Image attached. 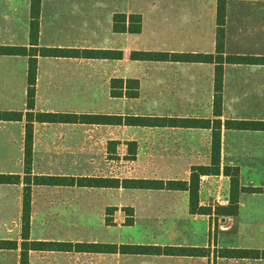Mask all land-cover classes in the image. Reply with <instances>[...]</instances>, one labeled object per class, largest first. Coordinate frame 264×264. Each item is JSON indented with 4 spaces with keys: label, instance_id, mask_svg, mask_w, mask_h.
Listing matches in <instances>:
<instances>
[{
    "label": "crops",
    "instance_id": "1",
    "mask_svg": "<svg viewBox=\"0 0 264 264\" xmlns=\"http://www.w3.org/2000/svg\"><path fill=\"white\" fill-rule=\"evenodd\" d=\"M40 1L39 46L65 49L68 52L58 56H37L35 113L194 118L210 120L211 123L183 127L138 126L116 122L33 121L32 175L65 177L66 180H61L60 184L55 185H32L30 240L91 242L84 239H68L67 236L41 237V234L47 221L59 218L60 222V219L70 218L68 210L74 209L75 203H81L74 202L73 198L70 199L73 196L69 197V194L85 191L89 193L92 189H124L85 185V180L88 181L92 177L114 178L120 181L124 178L119 174L100 175L87 171L94 160V145L97 144L108 146L104 154L119 155V160L125 157L133 162L146 155L145 159L148 161H163L168 174L158 179L189 181L193 167L212 165L215 155L213 122L220 119L221 171L220 174L206 173L200 176L199 206L215 210V200L207 198L209 195H216L217 190L218 195L219 186L216 190L215 183H220V180L230 186V176L224 173L227 166L239 168L241 186L264 187V181H258V178L264 177V130L240 129L233 123L226 125L228 121L238 120L264 122V63L226 61L223 64L222 107L220 116H216V63L142 60L133 59L131 56L134 51L216 54L218 6L219 2H225V56L264 57V0ZM31 12L32 0H0V46H31ZM116 15L126 16L127 27L131 24L132 15H140L141 31H116ZM92 50H108L112 56L94 57ZM28 69L29 56L0 54V111L24 112V117L20 120L0 119V174L21 176L19 183H0V225H8L0 239L15 240L19 244L16 249L0 248V256L7 259L6 264H20ZM132 80L139 81L137 97H131L134 91ZM113 92L120 93L114 95ZM124 131L127 136H124ZM144 132L149 134L145 137ZM124 146L126 152L123 153ZM12 161H15L19 168H14ZM56 162L63 165L66 163V169L52 171L51 168L57 166ZM68 162H75V165L82 162L86 168L77 172L67 171V165H70ZM72 178L74 180H71ZM80 178L83 179L82 184L78 181ZM129 190L163 191L168 193L172 208L180 201V197L184 205L190 208L188 190ZM47 193H54L55 196L49 198L45 195ZM247 194L261 195L242 192L238 213L220 216L221 223L217 235H229L228 233L235 229L245 207L243 197ZM217 202L221 206H228L230 203L228 198L221 200L219 195ZM108 207L116 209L118 204H110ZM199 215L208 223L206 240L201 245L194 243L186 246L212 249L251 248L240 247L231 239H227L225 243H221L218 237L217 242L212 240V233L216 231L213 223L216 215ZM253 221L252 224L263 226L264 215L254 217ZM115 224L114 221L112 225L116 226ZM263 229L262 227L260 230L261 234H264ZM249 232L248 229H236L240 236ZM100 242L123 244L115 240ZM213 251L211 254L207 250L206 255L194 257H210L213 256ZM72 252L116 257L130 255L75 250H31L30 264H42L39 260L46 255L66 256ZM222 259H228L234 264L250 260L264 264V259Z\"/></svg>",
    "mask_w": 264,
    "mask_h": 264
},
{
    "label": "trees",
    "instance_id": "2",
    "mask_svg": "<svg viewBox=\"0 0 264 264\" xmlns=\"http://www.w3.org/2000/svg\"><path fill=\"white\" fill-rule=\"evenodd\" d=\"M40 10L41 1L32 0V12L30 23L31 46H0V54L9 55H26L29 56L28 69V96L26 112V136H25V159H24V197H23V215H22V242L20 253V264H30L31 250H54V251H90L103 253H121L130 255H181V256H204L207 248H199L193 246H162L156 244H113L102 242H61V241H43L30 240L31 228V213H32V185H55L60 184L61 180H66L65 177L58 176H37L32 175V150H33V121L39 122H77L85 121L90 123H124L127 125L138 126H183L195 127L199 125L210 124V120L194 119V118H169V117H151V116H111L104 114H63L51 112H34L35 97H36V80H37V56L41 55H64L68 51L60 48H46L39 46L40 34ZM225 2H219L217 14V53L202 54V53H170V52H148L134 51L131 56L133 59H150V60H172L186 62H213L216 63L215 74V99L214 111L216 116H220L222 107V86L224 68L223 64L227 62L236 63H264V57L257 56H242V55H227L224 54V37H225ZM131 24L126 25L125 15H116L114 29L116 31H130L139 33L142 29L141 16L132 15ZM94 57H111V52L108 50H92ZM122 56V53L119 54ZM134 91L131 97H137L139 92V81L132 80ZM114 95L120 92H113ZM24 112H1L0 119H22ZM233 123L240 129H261L264 130L263 121H228L226 125ZM214 128V160L209 167L199 166L193 167L189 181L187 180H164L158 178H129L120 179L106 177H92L88 181L85 180V185L96 187H123L124 189H178L188 190L190 194V211L193 214H215L216 217L225 215H236L239 209L240 195L242 192L262 193L264 187L241 186L239 168L235 166H227L224 173L230 176L231 179V196L228 206H217L215 210L211 207L199 206V184L202 174H220V143H221V128L222 121L215 119L213 122ZM71 180H74L72 178ZM83 179H79L82 184ZM21 176L18 174H0V183H19ZM130 211H134L133 207H128ZM133 216V213H130ZM126 220L125 225H133L134 219L131 217ZM109 220V219H108ZM19 244L15 240L0 239V248L16 249ZM221 257L232 258H252L264 259V249L253 248H222Z\"/></svg>",
    "mask_w": 264,
    "mask_h": 264
},
{
    "label": "rangeland",
    "instance_id": "3",
    "mask_svg": "<svg viewBox=\"0 0 264 264\" xmlns=\"http://www.w3.org/2000/svg\"><path fill=\"white\" fill-rule=\"evenodd\" d=\"M93 134L94 131H92ZM100 134V133H99ZM149 132H144L145 137ZM101 135V134H100ZM124 136H127L124 131ZM108 146L94 145L96 149L94 160L88 166L87 171L93 174L113 175L119 174L126 176L139 177H157L164 178L168 171L164 169V162L161 160H146L142 155L135 161H128L116 155L104 154ZM126 152L124 146L123 153ZM85 164L87 162H84ZM14 168H19L15 161L11 162ZM67 171H81L86 168L82 162H68ZM73 164V165H72ZM2 163L0 161V167ZM56 167L51 168L52 171H58L65 168L63 163L56 162ZM41 169V167L39 168ZM66 169V168H65ZM247 179V178H246ZM245 179V180H246ZM257 179V178H256ZM259 183L264 181V177L258 178ZM231 181V179H230ZM226 184V183H225ZM223 180L220 183H215L216 190L219 186L218 195L221 200L228 198L230 201L231 184L225 185ZM218 191V190H217ZM217 191L209 195L208 200L214 201L215 206L220 204L217 202ZM41 194V193H40ZM47 196H55L54 193L45 194ZM70 199L74 202H81L76 204L75 208L68 210L69 217L66 220L52 218L47 221L42 228L44 231L41 237L45 236H59L68 237V239H84L109 242L115 240L123 244H156L162 246H186L205 242L207 237L208 223L202 219L199 214H193L189 206L186 207L180 201L176 203L175 207L169 203V195L163 191H135L129 189L107 190V189H92L91 192H75L69 194ZM205 198V199H206ZM206 199V201H207ZM244 208L240 220L237 221L235 229L228 233L229 235H217L218 227L221 223L220 217H214L213 222L216 231L212 233V240L225 243L227 239H231L240 247H251L253 249L264 248V234L260 233L263 226L252 224L253 218L264 215V193L252 196L251 194L243 197ZM110 204H118V207L109 208ZM84 207H81V206ZM133 207L134 211H130L128 207ZM89 207V208H88ZM56 211V210H54ZM133 213V216L130 215ZM133 217V225H125L126 220ZM109 219V220H108ZM63 221V222H62ZM115 221V225H112ZM57 222V223H55ZM62 222V223H61ZM254 222V221H253ZM36 224V223H35ZM34 224V225H35ZM10 225V224H9ZM111 225V226H110ZM8 225H0V236L5 234V227ZM110 226V227H109ZM248 229L249 233L240 236L236 233V229ZM264 230V229H263ZM35 234L37 233V224L34 226ZM232 242V243H233ZM213 256L206 258L181 256V255H124L122 257L105 256L99 253H91L83 255L81 253L72 252L68 257L57 255H46L39 260L42 264H234L228 259H222L220 256L221 249L215 247L207 248ZM221 257V258H219ZM10 258V257H8ZM243 262V263H242ZM7 259L0 256V264H6ZM260 264L259 261H241L239 264Z\"/></svg>",
    "mask_w": 264,
    "mask_h": 264
}]
</instances>
